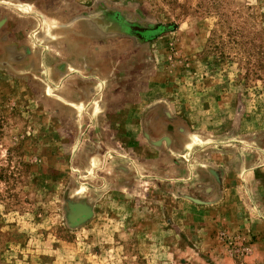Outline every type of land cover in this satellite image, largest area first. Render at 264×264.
I'll return each mask as SVG.
<instances>
[{"label":"rangeland","instance_id":"rangeland-1","mask_svg":"<svg viewBox=\"0 0 264 264\" xmlns=\"http://www.w3.org/2000/svg\"><path fill=\"white\" fill-rule=\"evenodd\" d=\"M0 264H264V0H0Z\"/></svg>","mask_w":264,"mask_h":264},{"label":"water","instance_id":"water-1","mask_svg":"<svg viewBox=\"0 0 264 264\" xmlns=\"http://www.w3.org/2000/svg\"><path fill=\"white\" fill-rule=\"evenodd\" d=\"M75 210L80 214V216L83 215V214H84V216L85 215L87 216L89 214V211H88L87 207H85L83 205H78L75 208ZM79 219L83 220V217L81 216L78 219H75V218L71 217L70 221L73 222V223H81V222H77V221H79Z\"/></svg>","mask_w":264,"mask_h":264}]
</instances>
